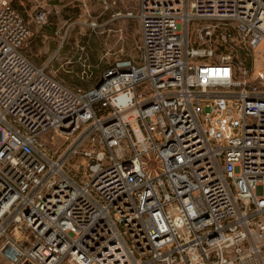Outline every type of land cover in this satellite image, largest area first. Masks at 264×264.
I'll return each mask as SVG.
<instances>
[{
  "label": "built area",
  "instance_id": "1",
  "mask_svg": "<svg viewBox=\"0 0 264 264\" xmlns=\"http://www.w3.org/2000/svg\"><path fill=\"white\" fill-rule=\"evenodd\" d=\"M52 1L0 0V256L264 264V0H138L139 59L87 90L23 51Z\"/></svg>",
  "mask_w": 264,
  "mask_h": 264
},
{
  "label": "crops",
  "instance_id": "2",
  "mask_svg": "<svg viewBox=\"0 0 264 264\" xmlns=\"http://www.w3.org/2000/svg\"><path fill=\"white\" fill-rule=\"evenodd\" d=\"M42 0H11L12 4L23 14L28 21L32 20V16ZM106 1V2H105ZM53 0L47 6L49 9V18L45 25L37 26L32 23V35L23 47L25 54L31 58L38 65H48L50 71H58L62 65L60 61L61 42L54 41L64 39L61 36L60 24L69 23L68 26L74 22H79L84 18H91V24L96 23L93 29L97 33V37L104 42H112L109 46L114 56H109L107 64H98V68L102 73L114 64V61L131 56V37H133L134 28L140 34L141 42V28L139 21L128 15L134 9V0ZM97 8L98 15H92L91 10ZM117 13H120L117 15ZM95 20H98L95 22ZM96 27V28H95ZM67 35V34H66ZM125 41L124 45L117 47L118 41ZM114 50V51H113ZM117 50V51H116ZM45 52V55L39 57L37 52ZM108 52V53H109ZM5 260L4 264H11V262L0 256Z\"/></svg>",
  "mask_w": 264,
  "mask_h": 264
},
{
  "label": "rangeland",
  "instance_id": "3",
  "mask_svg": "<svg viewBox=\"0 0 264 264\" xmlns=\"http://www.w3.org/2000/svg\"><path fill=\"white\" fill-rule=\"evenodd\" d=\"M137 2L138 0H134V9L137 8ZM91 13L95 17L98 15V9L95 8L91 10ZM92 21L91 18H84L77 23L74 22L70 26H68L70 22L60 24L61 36L65 37L63 40L60 39L59 41H54L56 44L61 42L59 65L63 64V67H60L56 72L51 71L52 74L61 79L67 85L79 87L84 90L93 88L99 81L101 72L97 65H102L103 63L107 64L106 62L110 59L109 56H114L109 52V45L112 42H104L97 37V33L93 31L97 30V28L95 27L96 29H93L94 27H92L93 25L91 24ZM96 21L98 20H95V22ZM135 29L136 28L133 30V37H131L130 41L132 49L130 53L131 56L128 58L138 60L140 56V34H138ZM124 43L125 41L123 40L118 41V49L119 46L121 47ZM37 54L41 57L45 55V52H37ZM238 57H243V55L238 54ZM116 61H114V63ZM251 61L253 66L251 74V77H253L252 79L257 80L264 77V44L259 48ZM146 160L148 161V166L153 168L155 162L147 157ZM4 261L5 260L0 258V264H4ZM21 264L31 263L29 261H24Z\"/></svg>",
  "mask_w": 264,
  "mask_h": 264
},
{
  "label": "water",
  "instance_id": "4",
  "mask_svg": "<svg viewBox=\"0 0 264 264\" xmlns=\"http://www.w3.org/2000/svg\"><path fill=\"white\" fill-rule=\"evenodd\" d=\"M102 83H103V79H102V80L100 79V80L97 82L96 87H99ZM4 254H5L9 259H11V260H16L18 252H17V250H15L13 247H11V246H7V247L5 248V250H4Z\"/></svg>",
  "mask_w": 264,
  "mask_h": 264
}]
</instances>
